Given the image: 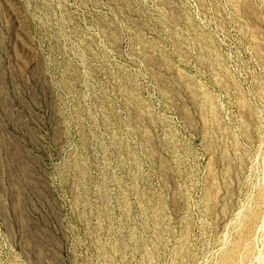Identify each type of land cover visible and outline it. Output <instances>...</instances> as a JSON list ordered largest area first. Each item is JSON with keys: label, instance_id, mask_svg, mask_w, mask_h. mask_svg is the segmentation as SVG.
Instances as JSON below:
<instances>
[{"label": "rangeland", "instance_id": "1", "mask_svg": "<svg viewBox=\"0 0 264 264\" xmlns=\"http://www.w3.org/2000/svg\"><path fill=\"white\" fill-rule=\"evenodd\" d=\"M0 264H264V0H0Z\"/></svg>", "mask_w": 264, "mask_h": 264}]
</instances>
